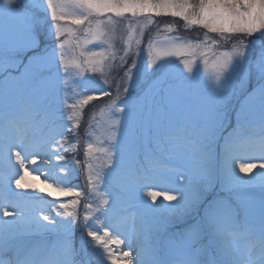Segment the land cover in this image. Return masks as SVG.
<instances>
[{"label": "snow or ice", "instance_id": "6c2138e0", "mask_svg": "<svg viewBox=\"0 0 264 264\" xmlns=\"http://www.w3.org/2000/svg\"><path fill=\"white\" fill-rule=\"evenodd\" d=\"M68 3L83 10L81 16L70 18L74 25H84L86 21L91 23L89 18L94 14L113 13L121 17L127 12L136 17L143 13H154L156 16L163 13L182 17L189 24H200L212 33L259 34L264 38V0H199L195 8H190L187 0H46L45 11L51 16L50 28L55 27L57 41L65 31L61 22L68 18L64 11ZM42 7L44 0L26 5H20L19 0H0V17L10 19L14 24L13 27L0 29V64H14L15 54L23 47H29L33 52L29 57L28 76L22 80L6 77L0 86V110L4 115L0 125V158L7 163L9 170L14 167V160L23 172L6 174L2 180L14 184L18 190H33L19 192L15 198L6 196L5 202L0 204V249L4 256L0 258V264H78L75 259L78 253L67 243L68 233L76 226L77 217L73 212L60 211L67 209L68 205L60 203L41 215H31L28 207L29 202L41 199L35 195L36 186L27 179L31 175L25 167L29 156L32 157V164H36L37 159L51 163V157L62 161L63 156L52 145L62 147L56 136L63 137L66 131L75 130L64 129L58 124L53 106L49 103V99L61 90L60 83L66 72L64 54L60 51L65 42H54L51 48H41L37 29L40 25L38 13ZM100 23L96 21L97 25ZM199 48V44L173 43L156 55L195 57ZM253 51L249 43L244 50L234 54L224 53L223 59L216 65L215 85H209L198 77L192 67L194 59L182 61L188 75L181 74L176 85L162 89L157 94L158 102L154 98L152 105L146 104L141 118L132 115L130 97L126 95L123 98L108 152V172L113 173L116 188L106 193L107 199L103 203L108 207L97 209L107 223L93 228L87 223L89 218L86 215L82 225L91 238L85 241L86 247L90 244L96 246L90 250L96 264H106V261L110 264H264V163L246 162L251 158L247 153L257 147L262 153L261 159H264V42L255 60L249 55ZM99 55L96 51L88 53L90 59L84 63L89 65L90 72L97 71L94 65L99 60L94 58ZM133 67H136L135 62ZM148 67L151 68L152 64ZM131 71L130 68L125 74ZM254 76L256 84L249 92L248 86ZM234 78L238 79V86ZM130 79L135 82L134 77ZM201 84L211 96L192 111L178 110L175 106L178 93ZM129 87H125V93L129 92ZM82 88V98L72 105L74 109L110 95L105 89L88 84L82 85ZM237 94L245 96V100L235 110L233 123L229 107ZM45 127L52 134L46 137L37 135V129L42 131ZM145 127L151 132L148 143L153 140L164 143L177 160V166L170 171L180 180L161 188L160 192L149 191L147 195L152 203L145 202L143 206H138L136 212L128 213L126 206L137 207L133 204L137 193L149 187L153 179L150 168L145 164L149 159L147 144L142 142ZM256 129L258 135L254 131ZM91 148L89 144L88 150ZM213 151L215 163L212 175L223 187L238 194L239 202L236 204L219 200L202 203L203 194L199 185L210 178L207 169L209 154ZM79 166L76 162V167L71 170L76 171ZM69 167L66 162L62 170ZM257 167L262 169L260 175L249 176L248 173ZM97 175L99 179H106L108 173L103 177ZM68 179V176H63L59 183L45 182V187L52 189L47 195H79L69 187ZM91 180L89 176L90 184ZM256 187L261 189L258 217L257 201L249 193V189ZM38 192L44 193L45 188H39ZM161 193L163 200L157 202ZM199 207H203L204 213L197 225L191 226L188 231L178 230L170 242L167 255H158L154 240L161 218L180 217ZM101 229L103 235L100 234ZM50 232L58 236L55 243L27 247L18 243L21 237L43 236ZM202 235L208 238L212 249L206 262L196 251ZM239 239L246 241L243 249L235 244ZM110 244L118 247L110 249ZM125 248L131 251H124ZM79 264L87 262L80 261Z\"/></svg>", "mask_w": 264, "mask_h": 264}, {"label": "rangeland", "instance_id": "374dc122", "mask_svg": "<svg viewBox=\"0 0 264 264\" xmlns=\"http://www.w3.org/2000/svg\"><path fill=\"white\" fill-rule=\"evenodd\" d=\"M37 2L40 0H19L20 5ZM187 2L190 8H195L199 4V0H187ZM45 9L46 0H44V7L40 8L38 13L40 25L37 32L41 48H51L54 42H65L64 48L60 51L64 54L66 65L64 79L60 83L61 90L54 98L49 99V103L53 106L58 124L62 125L64 129H75L74 131H66L63 137L56 136V140L61 141L62 145V147L57 146L60 155L63 156V160L60 161L62 166L49 167L48 169L55 182L59 183L61 177L68 176L69 187L73 189L74 193L78 192L79 195L48 196L47 193L52 189L46 188L41 183L40 177L32 174L27 179L36 186L35 195L41 199L29 202L28 207L31 215H41L53 207H58L60 203L67 204L68 208L60 209V211L73 212L77 217L76 226L68 233L67 243L78 253L75 257L78 264L80 261L96 264V258L90 254V250L96 246L90 244L86 247L85 241H90L91 238L87 236V230L82 225L85 223L84 217L86 215L89 218L87 223L93 228H100L106 222L105 217L97 209L108 207L103 203L107 199L106 193L113 192L116 188L113 173L108 172L110 166L108 152L114 132L113 125L119 109L123 106V98L126 95L130 97L132 115L141 118L145 114V105H152L154 98L158 102L159 96L157 94L162 89L176 85L181 74L188 75L182 61L194 59L195 62L192 67L194 71H197L198 77L203 78V81L209 85H215L218 74L216 65L219 60L223 59L224 53L234 54L235 51L244 50L251 43L254 51L249 55L255 60L261 51L264 38H261L259 34L249 36L246 33L238 32L212 33L200 24H189L182 17H173L163 13L160 16H156L154 13H143L136 17L127 12L121 17H116L113 13L94 14L89 18L91 23L86 21L84 25H74L70 22V18L81 16L83 10L72 3H68L64 8L68 18L61 22V27L65 31L57 41L55 27L50 28L51 16L46 13ZM97 20L101 22L99 25L96 24ZM109 20L111 23H108ZM13 26L12 20L0 17V29ZM86 28L87 31H85ZM173 43L199 44L200 48L195 57H158L156 55L157 52L170 47ZM92 51L100 53L94 58L99 60V63L94 65L97 69L94 73L90 72L89 65L84 63L85 60L90 59L88 53ZM32 55L33 52L29 47H23L15 54L14 64L11 66L0 64V86L3 85L6 77L16 80L26 78L30 72L29 57ZM133 62H135L136 67H133ZM149 64H152L151 68L148 67ZM130 68L132 69L131 73L126 75L125 73ZM130 77H134L135 82ZM235 82L238 86V79H235ZM84 84H88L90 87L103 88L110 95L90 101L83 108L74 109L72 105L82 98V85ZM255 84L256 78L254 76L251 85L248 86L249 92ZM126 86H130L128 93L124 91ZM210 96L211 93L201 84L199 87L181 90L177 95L175 106L180 111H192ZM244 100L245 96L239 94L231 100L229 112L233 123H235V110L239 109ZM3 120V111L0 110V125H2ZM254 131L258 135V129ZM37 132L45 136L52 134L47 127L43 128L42 131L37 129ZM150 137L151 132L145 127L142 142L146 143L149 149V159L145 161V164L150 168L153 179L149 182V187H144L137 193V199L133 202L137 207L126 206L127 212H136L138 206H143L145 202L151 204L152 200L147 195L149 191L160 192L161 188L180 180L179 176L170 171L171 168L177 166L178 162L170 154L167 145L155 140L148 143ZM89 144L92 145L90 151L88 150ZM250 157L246 161L247 163L257 165L264 163V159H254L251 155ZM0 161L7 164L2 158ZM66 162L70 164V167L67 170H62ZM76 162H79L80 166L76 171H72V167H76ZM214 163L213 151L209 154L207 169L210 178L199 185L203 194L202 203L206 204L210 200L238 203V194L223 187L219 180L212 175ZM88 165L91 167L89 168ZM28 171L30 172V169ZM261 171L262 169L258 167L253 168L248 175L258 177ZM45 172L43 171V173ZM105 173H108L106 179L98 178L97 174L103 177ZM89 176L92 177L91 184ZM0 188V192H4V197L9 198H15V194L19 192L33 191L32 189L18 190L13 186L11 193H5L6 191L9 192L8 188ZM39 188H45V192L39 193ZM249 193L257 201L258 217L261 189L258 187L251 188ZM161 200H163V193L157 197V202ZM203 213V207H199L198 209H190L180 217H162L154 240L156 253L159 254L162 250L160 256H166L170 242L178 230H190L191 226L197 225ZM52 214L55 215V212ZM48 237L54 243L58 240L55 232H52V235L49 233ZM196 251L202 260L211 255L212 249L206 236H201L196 245Z\"/></svg>", "mask_w": 264, "mask_h": 264}, {"label": "bare ground", "instance_id": "6f19581e", "mask_svg": "<svg viewBox=\"0 0 264 264\" xmlns=\"http://www.w3.org/2000/svg\"><path fill=\"white\" fill-rule=\"evenodd\" d=\"M247 154H250L254 159H261V155L262 153L260 152V150H251L250 152H248ZM248 155V156H250ZM31 156H29L30 158ZM249 160V159H248ZM247 160V161H248ZM13 165L14 167L9 170L8 169V166L7 164L5 163H2L0 162V174H11L12 172H16V171H19L20 173H23L22 170H19V166L18 165H15V161L13 160ZM25 167L27 169H30V173L31 175L29 176H32V174L40 177V179L42 180V184L45 186V182L47 183H58V182H55L49 172V169L47 168V165L46 166H39L37 164H32L31 162H27L26 161V164H25ZM43 171H46L45 173H43ZM17 177V176H16ZM5 201L0 198V204H3ZM128 213H133V212H128ZM2 214V213H0ZM107 223V221L105 222ZM51 235H52V232H50ZM100 234L103 235V229H101L100 231ZM49 233L43 235V236H40V235H30V236H24V237H21L18 241L19 244H21L22 246H35V245H38L40 243H48V244H52L54 242L51 241V238L48 237ZM54 237H56V235H53ZM235 244L237 247L243 249L244 245L242 242H238V240L235 241ZM118 246H115V245H109V248L110 249H113V248H116ZM133 248H135V244L133 245ZM98 251H102V249H98ZM124 251H131L130 249L128 248H125ZM117 255H122V253H117ZM132 255H135V252L132 251ZM106 264H110V262L106 261Z\"/></svg>", "mask_w": 264, "mask_h": 264}]
</instances>
